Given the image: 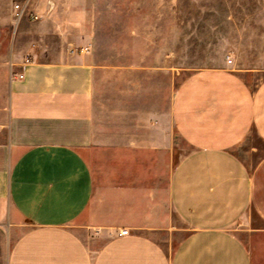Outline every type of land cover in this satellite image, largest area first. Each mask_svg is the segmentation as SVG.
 <instances>
[{
  "label": "crops",
  "instance_id": "crops-1",
  "mask_svg": "<svg viewBox=\"0 0 264 264\" xmlns=\"http://www.w3.org/2000/svg\"><path fill=\"white\" fill-rule=\"evenodd\" d=\"M26 4L42 18L20 21L0 61V264H264V77L189 72L168 127L115 148L123 166L97 183L95 65L70 52L83 23L61 15L69 1ZM175 139L188 149L173 162Z\"/></svg>",
  "mask_w": 264,
  "mask_h": 264
},
{
  "label": "rangeland",
  "instance_id": "rangeland-1",
  "mask_svg": "<svg viewBox=\"0 0 264 264\" xmlns=\"http://www.w3.org/2000/svg\"><path fill=\"white\" fill-rule=\"evenodd\" d=\"M26 1L0 0V61L9 57L20 21L42 18L25 17L27 6L16 15L15 4L23 8ZM63 1L71 2L72 9L61 15L73 13L83 23L81 39L89 50L82 55L95 65L96 143L86 156L97 183L117 163L123 166L124 153L115 148L141 134L154 135L163 118L168 127L172 90L189 72L230 58L227 64L245 70L250 85L264 77V0ZM174 143L173 162L188 149L181 139Z\"/></svg>",
  "mask_w": 264,
  "mask_h": 264
},
{
  "label": "built area",
  "instance_id": "built-area-1",
  "mask_svg": "<svg viewBox=\"0 0 264 264\" xmlns=\"http://www.w3.org/2000/svg\"><path fill=\"white\" fill-rule=\"evenodd\" d=\"M22 12H23V8H20L18 4H15V13H16V15L18 17H20L22 15ZM32 18L36 19L37 18V14H33ZM88 50H89V45H86V46L78 48V49H75V48L71 49L70 52L71 53H75V52L85 53V52H88ZM29 62H30L29 58H25L23 63H29ZM227 62L230 63L231 59L228 58ZM8 76H9V79L11 80V79H14V78H22L23 75L20 74V73L14 74L11 71H9ZM126 233H127V229H123V230L119 231V234H126Z\"/></svg>",
  "mask_w": 264,
  "mask_h": 264
}]
</instances>
